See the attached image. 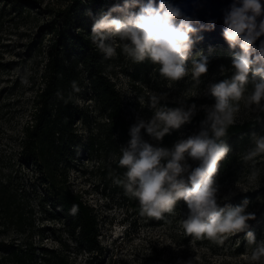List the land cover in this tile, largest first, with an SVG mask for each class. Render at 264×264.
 I'll list each match as a JSON object with an SVG mask.
<instances>
[{
    "label": "rangeland",
    "instance_id": "1",
    "mask_svg": "<svg viewBox=\"0 0 264 264\" xmlns=\"http://www.w3.org/2000/svg\"><path fill=\"white\" fill-rule=\"evenodd\" d=\"M120 2L114 0L106 11ZM68 7L69 0H0V190L16 195L12 205L22 216L18 227L15 210L6 213L0 203V264H55L53 258L62 255L69 256L71 264H187L190 259L193 264H249L255 246L247 245L246 232H253L257 242L264 240V154L244 162L254 137L264 136V110L246 107L250 86L239 101L235 123L260 118V128L231 142L232 157L219 162L214 179L220 207L247 201L245 212L253 213L254 218L247 221L245 232L228 235L222 245L185 235L181 223L189 209L183 199L185 203H176L163 219L140 215L138 200L125 195L115 182L112 164L120 156L117 132L106 116L102 96L87 79L73 94V103L82 113L73 123L72 139L62 144L57 155H47L41 165L22 158V129L31 119L33 100L41 88L44 57L53 39L51 24ZM133 11L138 12L139 7ZM193 39L197 47L192 48L186 66L190 68L194 59H208V70L198 83L191 73L175 82L161 78L158 66L150 60L133 62L124 55L119 41L116 57L105 59L100 53L102 74L118 91L129 128L154 115L151 93L166 96L158 107L171 104L187 110L195 105L193 116L215 104L209 85L231 78L233 69L227 56L240 49L223 43L206 46ZM202 127L193 121L172 130L168 138L165 134L161 140L153 139L145 129L141 136L153 146L171 149ZM54 157L59 160L57 166ZM186 161L192 168L199 164L187 154ZM67 190L81 195L97 215L98 246L93 250L77 243L72 235L74 224L61 214Z\"/></svg>",
    "mask_w": 264,
    "mask_h": 264
},
{
    "label": "clouds",
    "instance_id": "2",
    "mask_svg": "<svg viewBox=\"0 0 264 264\" xmlns=\"http://www.w3.org/2000/svg\"><path fill=\"white\" fill-rule=\"evenodd\" d=\"M136 7H139L138 12L133 11ZM261 16H264L261 0H233L230 10L225 12L223 37L230 48L239 47L240 51L231 61V78L209 85L215 104L205 109L206 119L198 134L178 140L171 149L145 141L141 129L153 139L161 140L165 134L190 121L196 109L195 105L187 110L158 107L166 96L149 95L154 115L149 121L140 119L131 126V139L120 149L118 159L119 166L126 171L123 180L115 181L124 188L125 195L138 200L141 216L163 219L164 214H171L177 201L183 199L189 209L181 223L186 236L222 245L228 235L245 232L248 228L247 221L254 218L253 213L245 212L248 202L220 207L214 178L219 162L229 152L222 138L235 123L239 101L249 86L246 107L251 109L254 105V110H264V41L258 49L254 46V41L264 35V19L257 22ZM205 28H214V21L200 24L169 0H159L158 4L155 0H147V3L124 0L122 5L113 6L95 19L90 38L105 59L116 57V41H119L124 55L133 62L150 60L158 66L161 78L175 82L191 73L198 83L199 77L208 70V59H194L190 68L186 61L195 43L193 36ZM73 88L79 91L75 81ZM253 144L246 151L244 162L264 154V136L254 137ZM186 154L199 161L197 167L192 168L187 163ZM76 211L74 207L71 213ZM246 240L247 245L255 246L249 264H264V240L257 242L251 231L246 232ZM187 264H193L192 259Z\"/></svg>",
    "mask_w": 264,
    "mask_h": 264
},
{
    "label": "trees",
    "instance_id": "3",
    "mask_svg": "<svg viewBox=\"0 0 264 264\" xmlns=\"http://www.w3.org/2000/svg\"><path fill=\"white\" fill-rule=\"evenodd\" d=\"M70 7L64 9L61 18L51 24L53 39L46 49L43 68L40 74L41 88L38 87L33 100L31 119L22 129L20 140V153L23 159L32 160L36 165L45 160L47 155L52 157L58 154L62 144L69 142L73 137V123L81 111L73 103V88L75 81L80 88L84 79L102 96V106L106 111L113 132H117L116 141L118 152L126 147L131 139L130 128L125 120L122 100L114 85L104 76L102 56L96 46L91 43L90 33L95 19L111 7L114 0H69ZM123 2L119 3L122 5ZM194 43L193 47H197ZM206 46L209 44L205 43ZM236 52L229 53L228 62ZM168 108H177L176 105H167ZM206 110H201L192 116L191 122L202 124L206 119ZM260 128V118L257 121L234 123L229 126L227 135L222 139L229 147V152L222 162L232 157L231 142L240 135H246L252 129ZM168 138L171 133L167 134ZM118 159L112 164V171L116 180H123L126 169L121 168ZM55 161V162H54ZM57 157L53 163L58 165ZM65 176V175H64ZM16 195L8 189L0 190V203L3 211L8 213L15 210L16 225L21 227V213L13 208ZM250 200L251 198L248 197ZM177 203H185L178 200ZM77 211L71 213L73 208ZM64 218L71 220L73 225L72 235L77 238V243L93 250L98 246V218L93 208L86 203L81 195L67 190L63 193L60 206ZM55 264H71L69 256L55 257ZM162 264H172L163 262Z\"/></svg>",
    "mask_w": 264,
    "mask_h": 264
},
{
    "label": "water",
    "instance_id": "4",
    "mask_svg": "<svg viewBox=\"0 0 264 264\" xmlns=\"http://www.w3.org/2000/svg\"><path fill=\"white\" fill-rule=\"evenodd\" d=\"M147 3V0H144ZM169 2L178 6L182 12L192 17L194 20H199L200 24H207L208 21H214V28L211 30L205 28L196 33L193 38H196L202 43H223L228 45L223 37L224 14L230 10L233 0H169ZM158 4L159 0H155ZM264 5V0H261ZM264 19V16L258 17L257 22ZM199 28V25H195ZM199 37H202L200 39ZM261 41H264V35H261L254 41V46L258 49ZM239 49V47H237ZM255 55V54H254Z\"/></svg>",
    "mask_w": 264,
    "mask_h": 264
}]
</instances>
